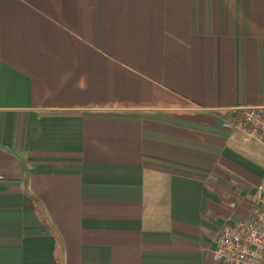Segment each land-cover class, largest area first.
I'll list each match as a JSON object with an SVG mask.
<instances>
[{
	"label": "crops",
	"instance_id": "1",
	"mask_svg": "<svg viewBox=\"0 0 264 264\" xmlns=\"http://www.w3.org/2000/svg\"><path fill=\"white\" fill-rule=\"evenodd\" d=\"M253 107L264 0H0V264H223Z\"/></svg>",
	"mask_w": 264,
	"mask_h": 264
},
{
	"label": "built area",
	"instance_id": "2",
	"mask_svg": "<svg viewBox=\"0 0 264 264\" xmlns=\"http://www.w3.org/2000/svg\"><path fill=\"white\" fill-rule=\"evenodd\" d=\"M224 126L264 144L263 108H247L239 120L227 121ZM250 212V217L222 226L215 239V260L223 264H264V189L252 194Z\"/></svg>",
	"mask_w": 264,
	"mask_h": 264
}]
</instances>
